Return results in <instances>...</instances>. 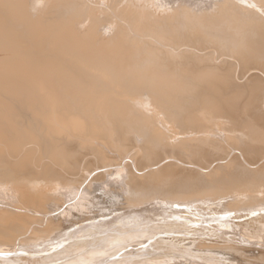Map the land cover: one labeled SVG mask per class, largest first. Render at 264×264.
Listing matches in <instances>:
<instances>
[{
	"label": "bare ground",
	"instance_id": "6f19581e",
	"mask_svg": "<svg viewBox=\"0 0 264 264\" xmlns=\"http://www.w3.org/2000/svg\"><path fill=\"white\" fill-rule=\"evenodd\" d=\"M241 1L126 0L111 14L132 16L101 23L45 0L55 13L32 27L42 3L0 0V264H264V138L214 126L241 115L244 86L213 85L232 111L208 113L180 82L262 81L264 0ZM112 179L135 184L72 209ZM181 233L197 236L180 246Z\"/></svg>",
	"mask_w": 264,
	"mask_h": 264
},
{
	"label": "rangeland",
	"instance_id": "374dc122",
	"mask_svg": "<svg viewBox=\"0 0 264 264\" xmlns=\"http://www.w3.org/2000/svg\"><path fill=\"white\" fill-rule=\"evenodd\" d=\"M16 1V0H15ZM37 1V3H42L44 6L41 16L38 18H35V20L32 22V27L34 23H41L43 19H45V16L47 14L55 13L54 10L49 9L50 6L46 8V5L44 4L45 0H31L30 5L35 4L34 2ZM70 1V0H67ZM81 1L84 7H87L88 9H93L95 12H97L94 17H91L89 15V18L93 22H106L107 17L115 18L118 20L123 19L125 16H132V13H122V16L120 14H111V9L114 4H117L119 6V10H122V7L126 0H78ZM243 1V0H242ZM242 1L240 3H242ZM63 7L64 11H69L64 15L63 17H60L61 19H70L73 18V11L78 10L76 9V4L72 7L68 2H63ZM39 4V5H40ZM242 5V4H240ZM46 8V9H45ZM45 9V10H44ZM63 12V11H61ZM59 13V12H57ZM141 16V15H140ZM119 17L121 19H119ZM108 22V21H107ZM116 26L113 25L110 28H108L106 31H104V34L102 35L103 39H106L108 35H112L113 33L116 32ZM188 54L187 56H192L194 55L193 51H188L186 52ZM206 55V53H205ZM203 57V56H201ZM195 61L194 59L190 60H185L182 63L184 65L188 66H204L207 64V60H198V62H193ZM193 62V64H191ZM225 66V67H224ZM222 66L223 71L226 72L228 69V62H225V65ZM223 72L222 75L225 73ZM223 78L221 79H215L213 80V84L209 87H207V82H202L203 80H196L192 77H182L180 78V82L187 85H183L185 87V92L189 93L191 96L190 98H186L189 96H185L182 94V99H191L194 103H196V106H203L201 107V111H206L208 113L213 112L214 110L218 111H232L231 108V102L230 96H224V94H220L219 92H216L214 89L215 87L213 85L218 84L217 86H220L221 88H227V86L230 89H234L230 86L235 85L236 88L242 89L241 87L244 86V91L243 93L236 94L235 96L238 97V111L241 113V115L238 118H227L225 121L221 120V122H215L214 126L219 129L220 131L225 130L227 126L234 125L237 127V130H241L242 132L250 134V137H263L264 138V99L262 100V96L260 94V86L262 89H264V76L260 75L259 77L262 78V81L260 80H249L245 82H237L236 84L231 83L230 80L227 77V75L222 76ZM188 89L186 90V88ZM202 90V91H201ZM234 96V95H233ZM206 103H209L208 106H206ZM214 104V105H211ZM216 105V106H215ZM220 109V110H219ZM228 112V113H230ZM252 112H258L261 113V115H251L254 116L253 118H247L245 119L244 116L249 113V115ZM243 115V117H242ZM236 123V124H235ZM244 135V133H243ZM209 145H211L212 142H208ZM202 143H192L191 146H187L188 149L190 150H195L197 147H200ZM234 155H236V158L234 161L236 162H242L244 158H246L245 154L242 152V156L237 153V151L234 152ZM225 170L221 171L219 174L223 175L222 172L228 173L227 168ZM221 168V169H223ZM257 176L261 177V181L264 183V171L262 173L258 174ZM252 180L256 181L257 183L260 181L259 178L257 177H251ZM192 180H195V177L192 178ZM127 184L133 186L135 184V181L127 182L126 179L123 181H115V180H109L104 183H93L91 186L87 187L85 191L83 192V197L80 200V203L75 206L74 208L72 207L73 203L71 204L70 208L72 207L73 210L78 209L83 213H88L91 211H98L102 210L104 207H108L109 204L112 203H117L121 201L124 197V193L126 192ZM203 184H206L203 182ZM249 183H246V186H248ZM79 200V199H78ZM203 210L201 211H212L213 209H216V206L213 204H203L202 205ZM171 215L172 213H168V215ZM184 215V214H183ZM195 219L197 216H193ZM170 218V219H169ZM168 220H172L170 216L167 217ZM235 221H239L240 219L235 218ZM177 226H179L181 221L175 222ZM197 223V224H196ZM191 224H196V225H205V222H191ZM90 227H86L85 229H88ZM119 228V224H116L113 226L114 231ZM189 228H183V231L188 230ZM175 236L181 238L180 240V246H183L186 244L191 237H196L197 235L195 233H181V234H175ZM219 251V250H218ZM220 261L222 262H227L226 260H223V258H219Z\"/></svg>",
	"mask_w": 264,
	"mask_h": 264
}]
</instances>
